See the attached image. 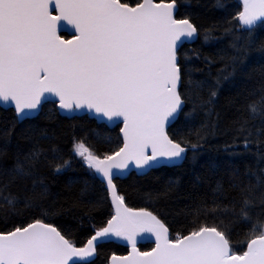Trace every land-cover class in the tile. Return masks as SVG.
I'll return each mask as SVG.
<instances>
[{"label":"snow or ice","instance_id":"6c2138e0","mask_svg":"<svg viewBox=\"0 0 264 264\" xmlns=\"http://www.w3.org/2000/svg\"><path fill=\"white\" fill-rule=\"evenodd\" d=\"M241 2L243 10L235 19L251 35L258 22L264 24V0ZM176 11L177 0H136L135 4L126 0H0V102H11L18 117H28L50 95L67 112L85 109L123 124V147L116 152L100 156L83 140L75 139L72 149L107 183L115 208L107 226L77 247L57 227L35 219L0 232V264H89L98 243L111 237L127 241L132 249L127 256L113 255L111 264H264V220L257 217L253 222L254 209L264 205V191H257L264 187V176H257L255 186L231 184L241 195L227 205L217 202L225 191L218 182L213 204L202 205L197 212L211 214L223 229L217 224H201L175 239H170L168 227L156 215L127 207L125 197L117 192L114 179L129 164L145 169L184 158L187 147L166 131L183 112L182 96L190 92L193 111H204L210 118L222 82L229 80L244 60V49L232 45L236 53L221 57L230 63L211 81L196 79L193 73L203 69L186 64L187 87L182 94L178 50L185 39L198 35V28L188 17L176 18ZM61 30L72 32L73 38L62 39L58 35ZM204 63L210 67L215 61L204 57ZM247 111L248 118L235 121L245 150L258 142L252 137L264 134V129L253 133L248 127L249 119H264V92L249 101ZM214 127L204 125L208 134ZM196 135V143L188 142L193 149L207 139L203 133ZM50 151L53 156H45L43 162L52 165L60 157L55 148ZM41 156V151L34 149L24 163L17 162L8 183L0 182V207L20 211V198L9 190L10 185L33 177ZM69 164L68 160L55 163L54 171L59 173ZM23 203L25 209L39 207L33 197L25 196ZM228 214L248 223L250 234L258 233L247 241L242 253L231 246L229 224L224 222ZM142 233L155 237L151 251L137 250L136 237Z\"/></svg>","mask_w":264,"mask_h":264},{"label":"trees","instance_id":"16d2710c","mask_svg":"<svg viewBox=\"0 0 264 264\" xmlns=\"http://www.w3.org/2000/svg\"><path fill=\"white\" fill-rule=\"evenodd\" d=\"M126 2L135 4L136 0ZM240 11L237 0H177L176 18L188 17L198 28L195 42L184 44L178 50L182 71L179 91L182 94L186 93L187 87L186 64L203 69L193 73L196 79L211 81L230 63L221 57L236 53L232 45L244 49L243 63L237 66L229 80L222 82L212 109L214 115L210 118L204 111H193L190 92L182 96L185 99L183 112L167 129L171 139L187 147L180 165L161 166L143 175L130 173L123 179L114 180L118 194L125 197V204L156 215L168 227L171 239L185 235L201 224H217L223 229L220 221L213 220L211 214L197 212L202 205L213 204L217 183L225 190L217 202L227 205L233 197L238 200L241 195L240 189L231 188V184H238L240 188L255 186L257 176H264V134L252 137L258 142L245 150L243 136L236 132L238 124L235 123L238 118L249 117V101L257 100L264 92V24L258 22L249 35L235 19ZM196 54L201 58L195 59ZM204 57L212 58L215 63L207 66ZM203 95L207 97V89ZM209 123L215 126L211 134L204 128ZM248 127L253 133L257 128L264 129V119H249ZM118 131L119 125L108 128L86 115L61 116L53 102L42 104L35 117L20 122L12 109L0 107V182L8 183L17 162L24 163L31 151L37 149L42 153L33 177L16 180L10 185L9 190L20 198V211L13 213L6 206L0 207V232L43 219L57 227L76 246H83L95 230L105 225L112 210L103 184L83 160L74 155V139L83 140L97 155L103 156L121 146ZM197 132L205 134L207 139L200 141L202 146L193 149L188 142H197ZM53 148L60 159L52 165L44 163L45 156H53L50 151ZM63 160H68L69 166L55 172V163ZM257 191H264V187ZM25 196L33 197L39 207L25 209ZM257 217L264 220V205L254 209L253 222ZM224 222L229 224L231 246L240 253L246 242L258 234H250L249 224L236 220L231 214L224 217ZM150 247L149 244L139 245L140 250ZM124 253L126 247L123 245L99 244L89 264H106L109 255Z\"/></svg>","mask_w":264,"mask_h":264},{"label":"water","instance_id":"95a60500","mask_svg":"<svg viewBox=\"0 0 264 264\" xmlns=\"http://www.w3.org/2000/svg\"><path fill=\"white\" fill-rule=\"evenodd\" d=\"M237 1L240 3V5H241V11H242V10H243L242 2H241V0H237ZM156 2H159V1H156ZM165 2H167V1H165ZM176 12H177V11H176ZM176 12L174 13L175 16H176ZM238 22H239V21H238ZM69 27H70V26H69ZM73 31H74V30H73ZM58 35H60L62 39H72V38H73V34H72V32H69V31L61 30V31L58 32ZM196 39H197V36H196L195 38L191 39V40H187V39H185L184 42H183V45H184V44H186V45L192 44L193 42H195ZM46 95H47V94H46ZM46 102H53V103H55L56 109H57L58 113H59L61 116H65V117L70 118V117H74V116H83V115H86L88 118L94 119L96 123H102V124H104V125H105L106 127H108V128H113V127L119 125V131H118V133H119V136H120V139H121V146L119 147V149H120L121 147H123V133H122V131H121V129H122V127H123L122 122H119V121H114V122H113V121H108L106 118L98 117V116H96L95 114L90 113V112H88V111L85 110V109L76 110V111H73V112H67V111H65V110L60 109V108H59V105H58V99H57L56 97H53V96H50V95L48 96V98H47L46 100H43L42 103H41V105H40V107H39L35 112H33L30 116H28V117H18V116H17V113H16V111H15V106H14V104H12L11 102H9V103H7V104H5L4 102H0V107H1V108H4V109H8V108L12 109L13 112H14V115L16 116L17 121L20 122V121H22V120H24V119H29V118H33V117H35V116L39 113L42 104H44V103H46ZM174 122H175V120L172 121V123L166 127V131H167V129H168V128H169ZM119 149H118V150H119ZM118 150H117V151H118ZM115 152H116V151H115ZM185 154H186V153H185ZM184 157H185V156H184ZM183 159H184V158H183ZM183 159H182V160L175 161V162H173V163H167L165 166H166V167H170V166H177V165H180V164L183 162ZM158 167H161V166H155V167H152V168H145V169H138V168L135 167L134 164H129L128 169L125 170L123 173H120V174H119V178H116V179H123V178L127 177L130 173H134V174H136V175H143V174L147 173L148 171H150L151 169L158 168ZM114 171H116V170H114ZM92 172H93L94 176H95V177H96V178H97V179L103 184V187H104V189L106 190L107 198H108V201H109V204H110L111 210H112V214H111V216H110V218H109V219H111L112 216L115 215V208H114V205L112 204L111 194H110V192L107 190V183H106V181L103 180V178H102L99 174L95 173L94 170H92ZM114 180H115V179H114ZM125 205H126V204H125ZM126 206H127V205H126ZM127 207H128V206H127ZM131 209H133V208H131ZM134 210L139 211V210H141V209H134ZM109 219H108V220H109ZM108 220H107V221H108ZM105 226H107V222L105 223V225H104L103 227H105ZM165 226H166V225H165ZM95 231H96V230H95ZM95 231H94V232H95ZM94 232H93V234H94ZM93 234H92V235H93ZM187 234H189V233H187ZM187 234H185V235H187ZM90 237H91V236H90ZM90 237H89V238H90ZM169 237H170V232H169ZM89 238H88V239H89ZM253 238H254V237H253ZM136 239H137V250H138V251H141V252H144V251H151V250L155 247V237L152 236L150 233H142V234L138 235V236L136 237ZM170 239H171V237H170ZM109 242H112V243H116V244H120V245L125 246V247H126V253L121 254V255H119V254H111V255H109V257H108L107 260H106V264H111V257H112L113 255H117V256H127V255H129V254L131 253V251H132V249H131V245H130L127 241L122 240V239H119V238H116V237H111V238H109V239L106 240V241H103V242L98 243V245H99V244H103V243H109ZM85 244H86V242L84 243V245H85ZM141 244H149V245H151V247H150L149 249H147V250H140V249H139V245H141ZM84 245H83V246H84ZM246 246H247V242H246V244H245V246H244V250H243V251L246 250ZM77 247H81V246H77ZM243 251H242V252H243ZM242 252H241V253H242ZM94 257H95V256H94ZM94 257L90 258V261H92V260L94 259ZM90 261H89V262H90Z\"/></svg>","mask_w":264,"mask_h":264},{"label":"flooded vegetation","instance_id":"af4514ba","mask_svg":"<svg viewBox=\"0 0 264 264\" xmlns=\"http://www.w3.org/2000/svg\"><path fill=\"white\" fill-rule=\"evenodd\" d=\"M149 249V248H148ZM147 250V249H146Z\"/></svg>","mask_w":264,"mask_h":264}]
</instances>
